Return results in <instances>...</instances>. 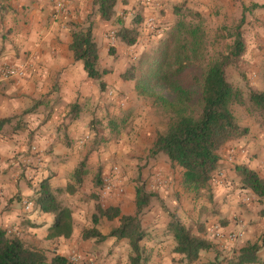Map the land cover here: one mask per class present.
Listing matches in <instances>:
<instances>
[{
	"label": "crops",
	"instance_id": "crops-1",
	"mask_svg": "<svg viewBox=\"0 0 264 264\" xmlns=\"http://www.w3.org/2000/svg\"><path fill=\"white\" fill-rule=\"evenodd\" d=\"M91 1L66 0V12L55 17L51 5L46 2L0 0V67H25L27 71L21 79L0 82V120L21 117L5 125L0 132V228L18 237L29 248H33L29 243L34 242L44 248L60 244L72 249L71 243L74 241L70 240L76 233L73 210L88 203L89 192L94 193L95 190L92 187L93 190L89 191L86 182L85 187L83 183L73 194L66 191L67 185L73 183L74 171L80 162L84 161V138L89 135L91 128H102L101 125L105 124L106 120L103 117H107L108 112H111L105 91H100L97 83L87 78L82 63L74 61L69 50L71 32L86 22L91 13ZM180 1H184L187 7L201 14L212 11V15H217V18H223L230 12L239 15L240 33L245 46L240 59L255 67L258 79L264 77V0H121L117 3L115 13L135 10L134 12H141V18L153 17L162 36L172 26L170 2ZM103 24L98 15L88 24L93 40L98 46L99 68L103 67L106 55L102 32L107 25ZM102 81L105 90L115 89L120 93L122 98L119 100L123 103L134 97L140 99L134 92L133 82H115L106 75L102 77ZM136 105H130L129 108L132 118L136 120L140 116L146 120L143 108ZM25 111L28 112L22 115ZM250 154L257 156L251 157ZM218 155V169L213 174L209 190H212L215 201L220 204L230 203L229 192L232 189L226 176L232 173L235 166L246 165L264 178V130L250 129L245 140L228 143ZM246 157L252 159L248 161ZM104 159L105 157H100L98 161L95 157L93 161L102 162L103 165ZM150 160L153 161L151 177L163 173L171 181V175L176 169L179 172V184L182 185V169L172 167L163 155H157ZM147 174L146 171L142 177ZM151 177L150 182L153 184L154 178ZM177 178L178 175L175 177L176 182ZM42 182L49 184L51 192L62 206L72 210L73 230L68 239H46L47 231L55 217L41 212L37 206ZM175 184L170 182L168 196L161 193L160 198L168 201L174 194L182 200L174 193ZM110 200V205L118 208L121 214L135 213V195L113 197ZM180 203L181 205L164 206L186 228L189 223L196 225L198 221H202L206 230H210L216 219L228 220L231 213L245 217L246 214L256 211L255 206L242 210L236 205H204L205 208H202L203 205H182V201ZM27 204L29 206L26 208ZM215 211L219 212L218 215ZM162 215L161 205H150L142 217V227L146 233L142 245L148 257V264H171V258L182 259V256L172 253L173 241L165 231L168 221L162 219ZM114 222L116 226L117 219ZM90 228L92 227L87 229ZM220 229L227 232L230 230L228 226ZM99 232L102 235L107 234L100 229ZM85 241L87 243L82 241L81 248H78L79 256L85 261L83 264H128L117 247L113 256L123 259L121 263L106 259L100 248H91V243L100 245L110 241L111 245H117L119 242V245H125L128 256L129 247L125 240L108 238L102 242L95 239ZM203 254L207 253L201 252L200 258ZM57 255L66 256L65 253Z\"/></svg>",
	"mask_w": 264,
	"mask_h": 264
},
{
	"label": "trees",
	"instance_id": "trees-1",
	"mask_svg": "<svg viewBox=\"0 0 264 264\" xmlns=\"http://www.w3.org/2000/svg\"><path fill=\"white\" fill-rule=\"evenodd\" d=\"M119 1L93 0L92 7H95L101 21L108 22L114 17L115 6ZM174 15L177 16L174 25L167 37L160 41L148 64L143 66L139 62L130 67L121 75V80H137V95L151 100V107L165 118L164 125L155 130L150 156L163 155L172 167L182 169V185L188 191L197 193L209 190L210 181L218 169L219 151L249 133L248 128L238 124L233 108L250 103L258 113L264 115V90L252 89L245 95L226 79L225 68L234 66L245 51L240 26L230 35L234 41L226 53H211L201 14L175 9ZM119 23L116 39L126 46L135 45L140 36L139 31ZM69 50L74 61L82 63L87 78L104 90L102 76L109 71L98 67V46L93 40L90 26L71 32ZM156 89H166L170 96H161L156 93ZM17 118L1 119L0 132ZM233 172L241 189L250 191L259 199L264 198V180L256 171L246 165H238L233 168ZM85 174V161H81L72 177L74 183L66 187L67 193L73 194L82 185ZM93 182L94 187H99L98 176ZM39 190V210L55 217L46 239L70 238L73 230L71 210L57 201L47 182H42ZM152 197L153 194L143 185L137 187L133 215H123L116 207L104 209L96 206L92 228L83 230L81 239H95L98 242L108 238L125 240L129 247V264H148L142 245L146 236L142 215ZM168 216L170 220L165 231L173 241L172 253L182 256L181 262L193 264L200 259L201 252H215L210 241L193 235L174 214L168 212ZM101 219H117L118 224L102 235L98 229ZM263 247L264 241L243 246L227 264H264V259L257 257ZM215 254L212 261L204 264H220ZM0 264L71 263L62 256H53L48 261L43 251L27 247L18 237L0 228Z\"/></svg>",
	"mask_w": 264,
	"mask_h": 264
},
{
	"label": "rangeland",
	"instance_id": "rangeland-1",
	"mask_svg": "<svg viewBox=\"0 0 264 264\" xmlns=\"http://www.w3.org/2000/svg\"><path fill=\"white\" fill-rule=\"evenodd\" d=\"M92 1L90 5L91 13L86 22H83L80 26H78L80 29L87 28L88 24L93 22L97 16L95 7H92ZM119 2H121V0ZM169 6L172 17V26L177 19V16L174 15L175 9H178L181 12H185L186 10L194 11L193 9L187 7L184 1L174 3L170 2ZM134 11L135 10H128L123 13H115L114 17L110 21L106 23L103 22L104 26L107 25V28L104 30V32H102L106 55L105 60L103 61L104 65L102 67L104 69H99L109 71L106 76L111 77L115 82L117 80H121V75L125 73L127 69L137 65L139 62L145 66V63H147L153 57L154 52L160 44V41L167 37L169 31L172 28L171 26L168 31L164 32V34L160 36L161 34H159V28L157 27L156 21L153 17H146L144 19L141 18V12ZM208 12V14H206V12L204 14L199 12L197 13L201 14V16L204 18V27L206 29L210 44L209 51L211 53H226L234 41L230 35L234 33L235 28L239 26L241 27L239 15L236 16L233 12H230V14L224 16L223 18H217V15H212V11ZM150 18H153L152 25H149L147 22V19ZM119 21L121 22L122 26L126 28H136L139 31L140 36L137 39L135 45L126 46L116 39V33L120 28ZM75 29H77V27ZM240 58L236 61L234 66H228L225 68L227 81L233 86L241 89L245 95H247L248 91L252 89L255 91L264 90V77H262V79H258L255 75V67L244 63V60ZM138 76L140 77V75ZM136 81L137 80L130 82L134 83V92L137 95L135 91ZM97 86L99 88L98 83ZM103 91H105L104 94L108 99L107 105L110 107L111 112H108L107 117H103L104 120H106L105 124L101 125L102 128L93 127L90 129L89 135L84 138L85 142L83 143L82 150V152L85 153L84 161L86 170V174L83 178L84 187L85 183L88 182V185L86 186L89 187V191L95 189V194L93 192H89L90 195L88 203H84L83 205H80V207L76 208V210L80 209L78 212L73 210L75 218L74 230L76 233L70 240V242L74 241L71 243L72 249L60 244L51 245L49 248H44L41 247V245L38 246L34 242L29 243L30 246H33V249L43 251L48 261L53 256H59L57 253H65L66 256L62 257L66 258L71 264H83L85 261L79 256L80 254L78 248H81L80 244L82 241L85 243H87V241L81 239V232L88 227H92V219L96 213V206H100L104 209L112 207L110 205V199L113 197L117 198L120 196L125 197L126 195H135L136 188L140 185H143L147 191L153 194L149 206L156 205L157 207H160L161 205L163 214L162 219L164 218L168 222L170 220L168 212L171 214L173 213L170 212L164 205H181V201L182 205H203L202 208H205L204 205H232L233 207L236 205L238 209L243 210L246 209V207L255 206L256 211L254 213L252 212V215L246 214L245 217H242L241 215L239 216L237 214L231 213L232 215L229 216L228 220L224 218L221 220L216 219V222H213L214 224L212 223L214 226L212 228L209 227L210 230H206V226L202 221H198L196 225L189 223L187 229L193 235L202 237L204 236L205 239L214 245L220 264H227L233 255H235L237 251L243 246L253 244L255 242L261 244L264 241V198L259 199L250 191L241 189L239 180L234 176L233 169L232 173L227 172L228 174L226 176L228 178V182L231 183L232 189V191L229 192L231 194L230 203L220 204V202L215 201L212 190H201L197 193L188 191L183 185L179 184V172H177L176 169V172L171 175V181H169V177H165L163 173H158L157 176L165 182V184L159 185L156 182V174L152 175L153 177L150 175L153 161L150 160L152 157L150 156L149 147L154 138L155 130L160 129L164 125L165 118L160 112L151 107V100L137 95L140 97V99L134 97V99H127L126 103L125 101L123 103V101L119 100L122 98V96L115 89L105 90L104 88ZM155 91L161 96H170V93L166 89H156ZM130 105H140V107L143 108V112L145 114L144 117L146 120L141 119L142 117L140 116L136 120L135 118H132V112L129 110ZM233 113L238 124L242 127L248 128L249 132L250 129L254 128H260L264 130V115L258 113L250 103H247L244 107H234ZM248 135L241 139L245 140ZM250 155L251 157L257 156V154ZM95 157L98 161L100 157H105L104 164L102 165V162L94 163L93 160ZM89 159L92 162H89ZM246 159L249 161L250 158L246 157ZM158 163L161 164L162 162ZM114 167L118 168L116 174H113L112 172ZM262 169L264 170V162ZM146 171L148 174L147 176H144L146 177L144 178L142 175L146 173ZM177 175L178 182L175 181V177ZM96 176L99 177L100 181V185L97 188L93 186V180ZM150 177L154 178L153 184L152 181L150 182ZM107 178L114 181L115 187L122 188L123 194L119 196L114 192V190H112L110 193L103 195L101 193V187L103 181ZM262 179L264 180V178ZM172 181L176 183V189H174V193L180 196L182 200H179V198L175 197L174 194L171 195V200L168 201L160 198L161 193L167 195V192L170 188V182ZM206 209L208 210V207H206ZM227 210L231 212L230 209ZM144 220L147 222V218ZM114 226V221H107L106 219H101L98 225V227H100L99 229L103 233H108ZM223 226H228L230 230L227 232L220 229L223 228ZM243 227L248 228V230H245L246 228L242 230ZM217 231L223 233L224 235L234 233L238 237L234 242H227L224 239L225 237H215ZM116 244L117 245H111L110 241H106L100 245L91 243V248L92 250L100 248V251L105 254L104 257L106 259L110 258L115 262L118 261L121 263L123 259L113 256L115 247H117L120 253L123 254L124 261L129 264V254L128 256L126 255L127 249L125 245H119V242ZM65 248L67 249V252H65ZM215 252H206L207 254H203L201 258L193 264H204L207 261H212L216 256ZM257 257L260 260L264 259V247L260 250ZM86 263L90 264L88 262ZM171 264L185 263L181 262V258L176 257L173 259L171 258Z\"/></svg>",
	"mask_w": 264,
	"mask_h": 264
},
{
	"label": "built area",
	"instance_id": "built-area-1",
	"mask_svg": "<svg viewBox=\"0 0 264 264\" xmlns=\"http://www.w3.org/2000/svg\"><path fill=\"white\" fill-rule=\"evenodd\" d=\"M31 1H41V2L48 3L49 5H51V7L53 9V14L55 17L61 16L66 12V0H31ZM147 20H148L147 22L149 25L153 24V18H150ZM26 74H27V71H26L25 67H13L10 65H3L0 67V82L21 79V78L25 77ZM117 171H118L117 167H114L112 169L113 174H116ZM156 182L159 185L165 184V182L162 181L158 176L156 178ZM112 190H114V192L119 196L121 194H123L122 188L115 187L114 181L109 180L108 178L105 179L102 183L101 193L103 195H106V194L110 193ZM28 206H29V204H27L26 208ZM215 237L216 238H224L225 237L224 239L227 242H234L238 236L235 235L234 233H229L227 235H224L223 233L217 231L215 234Z\"/></svg>",
	"mask_w": 264,
	"mask_h": 264
}]
</instances>
